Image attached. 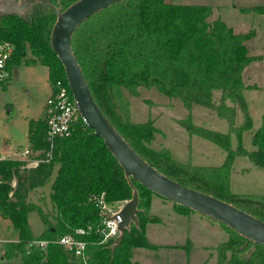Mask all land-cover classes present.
<instances>
[{
    "label": "trees",
    "instance_id": "obj_1",
    "mask_svg": "<svg viewBox=\"0 0 264 264\" xmlns=\"http://www.w3.org/2000/svg\"><path fill=\"white\" fill-rule=\"evenodd\" d=\"M63 11L78 0H48ZM256 10L264 9L258 8ZM210 5H183L177 0H123L84 21L71 39L72 52L83 72L90 93L104 116L124 141L160 174L192 190L211 195L264 222V195H241L231 189L235 158L244 156L264 169V117L254 129L245 91L246 70L256 61L249 54L251 33H235L222 20H211ZM55 12L35 2L25 12L0 18V42L13 45L7 63L9 82L14 68L40 65L48 70L50 85L64 80L63 67L51 50L50 35ZM6 82V83H5ZM156 90L179 98L188 110L194 105L215 110L229 125L227 133L188 124L190 135L211 141L227 153L220 167L195 166L174 159L168 149L155 150L153 121L126 122L117 107L128 110L130 99L140 92ZM220 94V102L214 94ZM240 107L244 122L237 126ZM128 114V112H127ZM46 117L28 124L30 150H48ZM254 131V151L243 147V136ZM239 146L232 148V136ZM56 175L49 196L51 210L45 213L28 200ZM138 192L137 224L122 236L101 245L95 231L79 237L87 243L85 258H75L56 241L87 226L97 227L99 211L93 199L103 196L107 203L129 201L133 190L123 170L97 137L79 118L71 134L54 141L51 159L27 169L22 161H0V217L11 223L17 234L5 245L4 259L19 258L21 264H138L132 261L135 248H154L146 238V226L159 219L150 214L152 192L131 180ZM176 211H191L174 204ZM37 211L44 230L34 236L28 214ZM230 237L215 248L216 264H264V247L244 238L220 223ZM46 242L44 245L40 243ZM210 254V258L214 257Z\"/></svg>",
    "mask_w": 264,
    "mask_h": 264
},
{
    "label": "rangeland",
    "instance_id": "obj_2",
    "mask_svg": "<svg viewBox=\"0 0 264 264\" xmlns=\"http://www.w3.org/2000/svg\"><path fill=\"white\" fill-rule=\"evenodd\" d=\"M183 5H211V20H222L234 29L235 33H251L247 42L249 54L256 61L246 70V79L253 88L245 91L249 113L254 129L262 126L264 117V0H177ZM6 83V82H5ZM51 92L48 70L40 65H27L14 68L11 78L4 87L0 85V157L14 161L23 160L21 154L29 149L28 124L38 120L45 110ZM214 99L220 102V94ZM128 110L117 107L119 119L134 123L153 121L156 128L155 140L150 145L155 150L168 149L172 157L180 162L190 161L195 166L220 167L226 163L227 153L219 145L198 136L189 134L190 123L227 133L229 125L219 119L213 109L194 105L186 109L179 98H169L156 90H142L137 98H131ZM128 112V114H127ZM244 122L240 107L236 111V125ZM254 131L243 136V147L256 150L253 143ZM239 146L238 138L232 136V148ZM45 156V154H44ZM40 152H30L26 168L42 159ZM54 169L48 183L42 189L31 192L30 203L45 213L51 210L49 200L51 184L56 175ZM231 189L241 195H264V169L254 165L249 158H235L231 173ZM150 214L158 222L146 226V238L154 248H135L132 261L138 264H216L215 248L229 240V233L217 221L193 211H176L172 202L152 194ZM127 201V200H126ZM28 224L34 236L43 230V222L37 211L28 214ZM17 234L11 223L0 217V264H21L19 258L4 259L5 245L14 242ZM214 257L210 258V254Z\"/></svg>",
    "mask_w": 264,
    "mask_h": 264
},
{
    "label": "water",
    "instance_id": "obj_3",
    "mask_svg": "<svg viewBox=\"0 0 264 264\" xmlns=\"http://www.w3.org/2000/svg\"><path fill=\"white\" fill-rule=\"evenodd\" d=\"M120 1L123 0H78L61 11L48 0H0V18L19 15L35 2H40L55 12L56 21L50 35L51 50L63 67L65 79L77 102L80 118L102 139L133 190L132 198L120 211V236L132 223L137 224L139 198L131 183L134 180L158 197L222 223L249 241L264 247L263 221L231 204L184 187L160 174L133 151L96 105L72 52L71 39L84 21Z\"/></svg>",
    "mask_w": 264,
    "mask_h": 264
},
{
    "label": "built area",
    "instance_id": "obj_4",
    "mask_svg": "<svg viewBox=\"0 0 264 264\" xmlns=\"http://www.w3.org/2000/svg\"><path fill=\"white\" fill-rule=\"evenodd\" d=\"M13 45L9 42H0V82L9 77L7 63L13 54ZM44 114L46 117V141L48 150L44 159H36L31 163L36 166L39 162H48L51 159L54 141L58 138H65L71 134L73 125L80 118L77 102L74 100L67 81L59 80L51 85V92L47 98ZM31 150L26 149L22 152V162H28ZM11 160L7 157H0V161ZM14 161V160H13ZM99 211L100 222L97 227L90 225L86 228L76 230L73 234L60 237L56 243L65 251L72 253L75 258L84 259L87 243L80 239L95 231L101 237V245L107 244L120 236L119 225L121 223L120 211L127 203H107L103 196L93 199ZM46 242L40 243L44 245Z\"/></svg>",
    "mask_w": 264,
    "mask_h": 264
},
{
    "label": "crops",
    "instance_id": "obj_5",
    "mask_svg": "<svg viewBox=\"0 0 264 264\" xmlns=\"http://www.w3.org/2000/svg\"><path fill=\"white\" fill-rule=\"evenodd\" d=\"M153 200H152V197H151V204H150V211H151V205L153 204V202H152ZM152 215V214H151ZM154 216V215H153Z\"/></svg>",
    "mask_w": 264,
    "mask_h": 264
},
{
    "label": "flooded vegetation",
    "instance_id": "obj_6",
    "mask_svg": "<svg viewBox=\"0 0 264 264\" xmlns=\"http://www.w3.org/2000/svg\"><path fill=\"white\" fill-rule=\"evenodd\" d=\"M12 1V0H11Z\"/></svg>",
    "mask_w": 264,
    "mask_h": 264
}]
</instances>
